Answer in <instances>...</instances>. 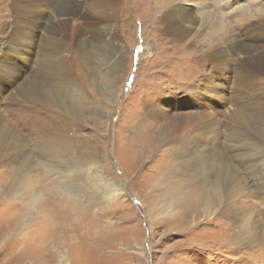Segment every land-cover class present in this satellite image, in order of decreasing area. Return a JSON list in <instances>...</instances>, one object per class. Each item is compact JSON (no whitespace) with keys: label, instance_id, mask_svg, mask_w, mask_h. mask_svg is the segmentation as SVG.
Wrapping results in <instances>:
<instances>
[{"label":"rangeland","instance_id":"obj_1","mask_svg":"<svg viewBox=\"0 0 264 264\" xmlns=\"http://www.w3.org/2000/svg\"><path fill=\"white\" fill-rule=\"evenodd\" d=\"M55 1L73 14L81 8L97 19L71 21L67 33L73 49L67 53L48 41L52 34L45 20L29 39L32 45L18 37L17 29L8 31L14 28L10 0H0V69L13 61L17 68H27L17 83L33 82L28 78L31 69L38 58H47L74 79L82 106L59 82L49 84L54 98L50 106L19 96L12 82L0 90V111L6 123L17 127L34 120L35 110L41 111L38 106L45 108L41 114L49 119L47 124L91 144L93 166L60 175L58 160L31 155V145L26 147L21 160L30 166L14 196L3 192L7 176H0V264H58L60 257L67 264H264V203L257 180L241 171L235 155L227 159L232 168L222 170H237L247 181L243 192L232 195V214L222 212L221 178L205 164L200 174L211 175L210 189H198L197 178L188 177L181 192L174 193L171 177L182 176L181 164L188 159L199 164L209 147L213 151L207 133L218 134L211 126L205 128L196 149L185 138L193 135L182 129L163 136L171 119L178 124L231 125V132L232 123L240 124L223 116L235 108L232 97L247 94L250 101L264 96V0H80L78 7L75 0ZM207 11L215 22L211 29L203 17ZM244 44L247 51L260 54L261 69L248 63ZM203 83H209L207 88ZM242 115V124L263 123L251 108ZM225 125L220 138L226 143L215 139L222 151L228 150ZM240 130L239 125L233 132ZM239 152L253 156L252 149ZM73 172L84 179L77 182ZM104 187L112 194L100 201ZM27 208L34 214L22 225ZM49 215L53 224L47 221ZM55 222L59 230H53Z\"/></svg>","mask_w":264,"mask_h":264},{"label":"bare ground","instance_id":"obj_2","mask_svg":"<svg viewBox=\"0 0 264 264\" xmlns=\"http://www.w3.org/2000/svg\"><path fill=\"white\" fill-rule=\"evenodd\" d=\"M75 1L77 2V7H78V5H80V0L79 2L77 0ZM236 2L232 4L234 5ZM10 4H11L10 8L12 12V17H11L10 22L12 23L11 27H14V28L12 29L9 28L8 31L17 29V31L19 32L18 37H21L22 40L23 38H25L28 44L32 45L29 39H32L35 31H37L39 28H41L44 25L43 22L45 20L48 23L47 31H49L52 34L48 36V41L51 42L53 46H55V48H57L58 50H66L65 52L67 53L71 52L73 49L72 41L70 40L68 33H67V30L69 28V25L71 24V21L77 18V19H83V20L94 23L97 19L96 17H94L93 19L90 13L86 14L83 10H81V8L78 9L76 14H73L71 13L72 9H69V10L64 9L65 7L62 4L60 6L57 5L55 0H10ZM203 17L207 19L205 21V24L210 25V26H207V28L211 29L210 27L213 26V25L211 26V24L215 23L213 20L214 19L213 13H208L207 11ZM3 27L4 26H0V29H2ZM202 28L203 27L199 28V25L196 26L197 31H201ZM243 48L245 49L244 52L247 53L246 60H248V63L252 64L254 62L257 69L260 68V65L258 62V57L260 54L256 52V50L254 49L247 51L248 46H246L245 44L243 45ZM118 50H116V52ZM76 56L79 57L80 55L76 53ZM70 58L72 57L70 56ZM11 62L7 66H4V67L1 66V69H0V87H1L0 90L1 91H6L7 90L6 88H8L7 85L11 86L13 84L12 82H14L13 86H15L16 94H18L19 96L23 98H27L29 101H34L36 103L35 105L42 104L44 106H50L52 105L53 103L52 100H54V98L51 95L49 84L50 82L54 81L55 83L56 82L61 83L64 86V89L68 93L71 92L73 95H75L74 102L76 103V105H78V107L82 106L80 103V97H79L82 94L79 95L78 93L79 91L74 86V81H73L74 79L68 76V74L66 75V73L63 70V67H54L51 60H48L47 58H44V57H40L37 60V65L31 69L32 71L30 73L28 72L29 73L28 78L30 80H33V82L25 80L23 83H17L22 78H24V72L27 71V68L26 67H23L22 69L17 68L18 67L17 64L11 63ZM28 68L30 69L31 67L29 66ZM36 80H40L41 83L36 82ZM208 84L209 83H206V84L203 83L202 87L207 88L206 85ZM211 88L214 89L216 92H219V89L217 88V86L214 87L212 85ZM240 92L237 93L238 96H240L241 94ZM246 95L247 94H243V97L241 98L235 97V96L232 97L231 105H233V108L235 107L234 110L231 109L232 112H230V110L228 111L226 110L227 112L226 111L223 112V116L227 120H230L231 122H233V119L235 118L240 123V124L232 123V128L234 127V129H232V131L230 130L231 132L228 131V128L231 125L223 124L225 125L224 130H226L225 131L227 134L226 137H229L228 138L229 141L227 142V146H226L228 150L224 149V151H222L221 146L219 145V143L223 140L220 138V135L223 133L222 124H212V123H209V124H178L176 119H171L169 120L170 121L169 124H165V129L167 128L166 130L167 134H163L165 138H169L167 136H170L174 134L175 132H177L178 130L182 129L183 132L189 135H193V138H189V136L188 137L186 136L185 138L192 139L190 148H195V149L198 146H201V144L203 143L202 141L201 142H197V141L199 138H201V135L205 133V128H208L209 126H211L212 128L215 129V133L218 134V136L214 137V136H211L210 133H207L205 138L210 139V141L211 140L214 141L213 144H211V146H213L211 147L213 151H210L209 150L210 147H209L208 150L206 151L208 152L207 155L203 157L204 159H202V161L199 164L197 165H195L194 163L190 164V162L192 161L191 159H188L183 164H181L182 169H183V171H181L182 176L180 175V177H177V174H175L174 177H171L173 179L170 181V183L172 184V189L175 190L174 193L181 192V190L179 189L181 188L182 184L186 185L185 182H188L187 180L188 177H191L192 179L197 178L196 185L198 189H201V190H204L207 188L210 189L211 187L210 176L211 175L209 173L200 174L201 173L200 170L203 168V165L205 164L211 170V174L217 173L218 177L221 178L219 182L222 185L221 189L223 192L221 191V193H223V195H221V199L223 200L222 202L224 204L222 212L224 214L231 213L232 208H233V205L231 203L232 195L233 197L237 196L238 193L240 194L241 192H243V189L247 187V184H246L247 181H244L242 179L243 176L241 177L240 172H238L237 170L236 172L233 170H231L230 172L222 170L225 167L230 168L231 164L227 163V159L234 158V155H235L237 158H239V162L241 160V163H242V164L240 163L241 171H245L246 173L254 177L259 183V184L256 183L255 187L256 188L258 187L257 194H259L258 197L261 200L260 202L264 203V167L262 165L264 164V159H262L264 157V102H263L264 96L257 94L258 96L254 97V99L252 98L250 99V101H246V100H249V98H245ZM218 105L219 104H217L216 108L218 107ZM61 107L65 111H69L70 109V107L65 104H62ZM37 108H40L41 111H39V109L35 110L37 112V117L34 118L36 124H34L33 122L34 120L32 121L29 120V122L27 121L26 124L25 123L16 124L17 127H15L11 123H6L5 119L3 118L1 114L3 110L0 111V166H1L0 176L1 177L7 176L2 183V187H3V192L11 194V196H14L15 191L17 190L18 185L20 184V181L22 180V176L24 172H26L30 166L29 163H26L21 160L22 154L25 153L26 151L25 149H27L26 147L29 145L32 146V147L30 146L31 155H33L34 153L38 155L39 158L45 159L46 161H49V160L55 161V159L58 160L61 163V169H62L59 172L60 175L62 173L65 176L71 175L73 168L78 169L79 167H83L85 165L90 166V167L93 166V161L90 155H95L93 153L95 152V149L94 148L89 149V146L91 144L86 143L84 145L85 142L83 141V139L80 138V136L78 137L77 135H74V134L72 136L68 135V131L66 130V128H61L57 124H47V121L49 119L48 118L46 119V115H42L45 108H42L40 106H38ZM248 108H251V110L257 111V113L259 114V116L256 117L257 121L262 120L263 123L249 124V125L242 124L244 122L242 114L244 113V110L246 111ZM156 109L157 108L150 110V113L156 111ZM33 110L34 109H32V111ZM76 110L75 112H77ZM13 111L14 110H11L10 113L13 114ZM32 113H34V111ZM187 117H188L187 121L189 122L191 120V116H187ZM25 119H27V116L25 117ZM174 120L175 122H173ZM199 120L200 119H198V121ZM239 125L242 127V130L238 132H233L235 128ZM21 128H23L24 131L25 130L26 131L25 132L22 131V133H20ZM185 133L183 134L184 136L186 135ZM194 139L196 140V142L194 141ZM215 139L217 140L221 139V141L218 142V141H215ZM172 140H174V138H172ZM221 143H226V142L224 141ZM243 149H252L253 156L242 155V153L239 152V150H243ZM84 154H86V158L84 157L85 156ZM74 158H77V159L76 161H73L72 163L71 159H74ZM255 159L258 161V163L257 162L255 163ZM4 164L7 165L5 169L2 168ZM73 174H74V177L78 176L75 179L77 182H81L84 179V176H81L82 175L81 173L78 175V173L75 174L73 172ZM163 181H165V179ZM163 181L161 182L163 183ZM105 185L107 186V184ZM104 189L106 192L102 193L103 196L100 197V201H104L109 196V193L112 194V192L109 191L108 187H104ZM88 192L93 193V190L91 189ZM89 199L91 200L92 198L90 197ZM98 199H99L98 197L95 198V201L97 202ZM214 201L215 199L213 198L212 203ZM212 203H209L208 205H211ZM65 212L67 211H64V213ZM59 213H61V211ZM33 214H34L33 210L31 208H27L23 214L22 225L25 224L29 220V217H31ZM59 217L61 218V216ZM54 219H58V218H54ZM234 219H237V215ZM47 221L52 222V224L54 222L52 216L50 215L47 217ZM54 224L56 228L54 227L53 230H56V229L59 230L60 227L56 224V222ZM68 230L70 229L68 228ZM263 231H264V226H263ZM255 235H257L256 232L254 233V236ZM235 239H236V236L234 235L232 240H235ZM236 242L238 243L239 240H237ZM45 243L44 245L46 248ZM57 263L67 264L64 257H60Z\"/></svg>","mask_w":264,"mask_h":264}]
</instances>
